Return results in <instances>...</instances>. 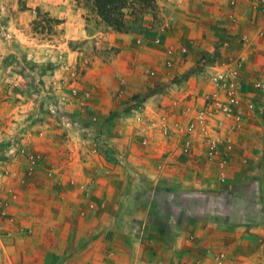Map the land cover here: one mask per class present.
<instances>
[{
    "label": "crops",
    "instance_id": "crops-1",
    "mask_svg": "<svg viewBox=\"0 0 264 264\" xmlns=\"http://www.w3.org/2000/svg\"><path fill=\"white\" fill-rule=\"evenodd\" d=\"M208 3L220 14L235 4L233 40L218 41V61L221 68L239 62V96L264 107V91L252 85L264 83L258 0ZM214 92L201 86L166 90L161 103L149 99L140 120L133 116L125 128L116 121L114 136L103 133L112 158L63 135L57 121L41 130L38 153L50 161L29 175L0 173V264H264V116L246 113L233 128L206 103ZM134 220L141 224L130 244L136 261H116L124 223ZM142 240L147 261L137 260Z\"/></svg>",
    "mask_w": 264,
    "mask_h": 264
},
{
    "label": "rangeland",
    "instance_id": "rangeland-1",
    "mask_svg": "<svg viewBox=\"0 0 264 264\" xmlns=\"http://www.w3.org/2000/svg\"><path fill=\"white\" fill-rule=\"evenodd\" d=\"M153 1L154 17L147 18L145 33L135 35L108 27L92 0H0V173L10 168L29 175L50 161L40 157L35 137L51 132L56 121L63 135L112 158L103 135H115L116 121L125 128L133 116L140 120L148 100L163 102L166 90H216L214 73H239V62L221 68L218 61V43L233 40L234 3L220 14L210 0ZM99 102L110 107L95 110ZM125 225L123 254L115 260L130 263L136 261L130 244L138 242L141 224ZM141 244L137 260L147 261V241Z\"/></svg>",
    "mask_w": 264,
    "mask_h": 264
},
{
    "label": "built area",
    "instance_id": "built-area-1",
    "mask_svg": "<svg viewBox=\"0 0 264 264\" xmlns=\"http://www.w3.org/2000/svg\"><path fill=\"white\" fill-rule=\"evenodd\" d=\"M261 7L264 12V0H261ZM237 78L238 72L236 68L214 73L211 82L216 90L210 97V104L208 105L209 108L215 111V114L218 113L233 120V128L239 126L246 113L254 114L257 117L264 116L263 106L257 107L252 102H244L241 99L237 90ZM254 87L260 91H264L263 82L254 83ZM222 95L224 99H222ZM216 146V142L209 143V148L206 152L208 158H214L217 153ZM220 165L223 166V164ZM220 178H224L223 174H220Z\"/></svg>",
    "mask_w": 264,
    "mask_h": 264
},
{
    "label": "trees",
    "instance_id": "trees-1",
    "mask_svg": "<svg viewBox=\"0 0 264 264\" xmlns=\"http://www.w3.org/2000/svg\"><path fill=\"white\" fill-rule=\"evenodd\" d=\"M98 17L118 33L142 34L149 16L155 15L153 0H92Z\"/></svg>",
    "mask_w": 264,
    "mask_h": 264
}]
</instances>
